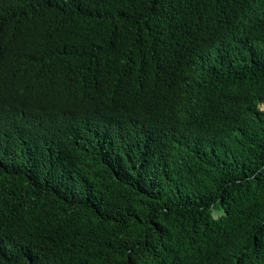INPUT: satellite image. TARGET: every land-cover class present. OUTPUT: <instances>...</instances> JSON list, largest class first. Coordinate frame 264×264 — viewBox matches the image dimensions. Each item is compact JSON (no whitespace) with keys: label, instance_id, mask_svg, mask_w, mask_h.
I'll return each mask as SVG.
<instances>
[{"label":"trees","instance_id":"trees-1","mask_svg":"<svg viewBox=\"0 0 264 264\" xmlns=\"http://www.w3.org/2000/svg\"><path fill=\"white\" fill-rule=\"evenodd\" d=\"M16 34L0 264H264V0H0Z\"/></svg>","mask_w":264,"mask_h":264},{"label":"clouds","instance_id":"clouds-1","mask_svg":"<svg viewBox=\"0 0 264 264\" xmlns=\"http://www.w3.org/2000/svg\"><path fill=\"white\" fill-rule=\"evenodd\" d=\"M21 34L6 36L0 44V139L11 141L17 134V124L28 119L38 97L39 89L34 79L25 80L17 77L11 68V54L22 47ZM48 125H38L34 133L62 134L49 129Z\"/></svg>","mask_w":264,"mask_h":264}]
</instances>
